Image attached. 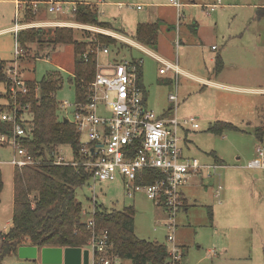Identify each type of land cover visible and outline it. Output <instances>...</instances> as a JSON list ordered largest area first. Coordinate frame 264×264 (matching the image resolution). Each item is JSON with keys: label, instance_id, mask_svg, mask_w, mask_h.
<instances>
[{"label": "rangeland", "instance_id": "obj_1", "mask_svg": "<svg viewBox=\"0 0 264 264\" xmlns=\"http://www.w3.org/2000/svg\"><path fill=\"white\" fill-rule=\"evenodd\" d=\"M61 1L92 3L100 10L99 18L111 22V30L126 37L131 36L130 31H135L137 22L147 20L146 18L155 19L156 15H160L177 22L179 16L169 0ZM257 1L264 0H220L222 6L209 15L200 6L182 8V11L186 9L184 18L193 17L199 24V32L192 35V42H183L178 48L175 40L179 36L175 29L169 32L160 29L158 47H147L155 52L158 50L172 60L179 56L181 66H187L188 58L196 60L195 64L198 65L209 55L220 54L228 63L220 80L233 86H241V89L206 85L187 77H181L175 89V80L169 78V73L160 74V64L150 52L131 42L124 46L118 39L115 44H105L112 49L109 55L100 52L97 56L100 65L120 60L123 55L125 59L141 58L142 81L148 108L161 114L169 108L174 110L176 104L178 117H197L198 128L184 127L185 154L196 156L202 162L219 165L216 175L209 179L194 175V183L185 187L188 208L186 211L182 208L176 212L173 229L165 224L167 216L162 212V207L144 192H135L129 196L121 180L97 181L95 191L92 190V181H88L76 190L78 200L88 212L92 208L93 198L96 206L102 209L122 210L132 206L135 210V234L139 238L157 241L168 249L170 244L167 234L173 233L176 244L184 254L180 264H264V174L259 169L245 166L255 157L258 139L254 130L258 126H264V9L254 7L253 4ZM138 5L140 8L137 9ZM25 8L26 4L22 14ZM258 10L261 11L257 12ZM14 15L15 0H0V60L4 61V67L16 62L23 77L35 80H40L49 72L58 71L63 82L56 91V100H67L73 105L76 101L75 87L70 82L74 66L73 45L39 44L35 41L29 44L22 56L15 57L14 34L6 29L14 25ZM29 21L77 23L71 13L48 11L36 13ZM121 23L128 32L120 30ZM72 31L73 37L78 40L86 38L87 32L94 34L76 28H72ZM211 44L216 45L215 51L211 50ZM116 48L118 53H115ZM86 49H89V45ZM222 70L223 68L220 72ZM244 87L246 88L242 89ZM176 90L177 100L172 102L168 99V94L176 93ZM4 92V85L0 83V109H5L7 105V95ZM72 112L73 106L68 107L62 117L70 120ZM214 120L231 122L237 129L214 134L208 130ZM87 140L86 133H82L80 141ZM210 152L215 153L217 160L208 154ZM13 153L11 146L0 145L3 180L0 194V233L8 230L12 219L15 167L10 161ZM60 154L65 159L73 157L68 145H62ZM218 183L222 185L219 197L215 195ZM88 216L83 215V219L87 220ZM2 262L40 264L39 260L23 259L18 254L8 255ZM121 264L134 263L126 258Z\"/></svg>", "mask_w": 264, "mask_h": 264}, {"label": "built area", "instance_id": "obj_2", "mask_svg": "<svg viewBox=\"0 0 264 264\" xmlns=\"http://www.w3.org/2000/svg\"><path fill=\"white\" fill-rule=\"evenodd\" d=\"M169 2L180 7L179 0ZM24 4L30 5L37 12L41 4L46 6L48 12L73 13L76 12L77 2L61 0H16L14 25L10 31L15 39V57L22 56L24 49L19 45L17 32L19 29L36 26H65L82 31L102 33L112 36L125 43L131 42L139 47L134 40L109 29L85 23L68 22H39L22 23L21 11ZM220 0L205 5V12L214 11ZM140 8V6H137ZM98 15L101 14L97 10ZM179 17L182 14L179 13ZM129 44V43H127ZM178 44V39L176 41ZM141 48V47H139ZM214 48V47H213ZM109 55L112 51L107 45L100 44L96 39L89 49L82 54L95 56L96 72L89 83L86 98L77 100L71 105L67 100L57 102L58 110L62 113L73 106L70 121L76 126L80 136L86 133L87 142H80V159H65L60 153L59 146L52 153V157L45 155L46 159H53L56 164H81L90 175L92 190L95 191L97 181H115L120 179L125 192L132 196L135 192H144L146 196L162 207L167 216L165 224L173 229V218L183 201L181 188L191 175L211 177L216 175L219 165L202 162L196 156H189L184 151V127L194 129L199 127L198 119L194 116L178 117L177 105L172 114H157L149 109L143 101V87L138 81V69L142 65L141 58L108 61L104 65L98 63L99 53ZM115 53H118L116 51ZM168 69L177 72V65L164 63L159 69L162 73ZM5 81L3 82L6 98V108L0 109V120L10 123L12 135H0V145L11 146L14 150L11 164L14 167L37 166L43 157H34L21 143L28 136V104L18 102V96L25 95L28 90L26 79L18 71L16 62L4 68ZM2 97V96H1ZM0 97V98H1ZM168 98L176 102V93H170ZM255 157L247 162V168L259 169L264 174V137L257 140ZM155 170L158 175H155ZM222 185L218 183L215 191L220 196ZM93 198L90 212L82 209V215H89L87 226L90 237L87 243L89 252L88 264H121L119 255L112 251L106 230H95L93 214L95 211ZM170 244L168 248V261L166 264H180L183 252L176 244L173 233L167 234Z\"/></svg>", "mask_w": 264, "mask_h": 264}, {"label": "trees", "instance_id": "obj_3", "mask_svg": "<svg viewBox=\"0 0 264 264\" xmlns=\"http://www.w3.org/2000/svg\"><path fill=\"white\" fill-rule=\"evenodd\" d=\"M97 8L92 3L77 2L73 17L76 22L99 26L111 30V24L101 20ZM34 12L30 5L21 16V22L32 20ZM159 24L157 22L137 24L132 38L146 46L154 48L157 44ZM112 31V30H111ZM81 40L73 37L71 27L36 26L19 29L17 40L26 51L33 42L57 44H72L74 49L73 76L70 82L74 84L77 100H84L89 83L96 72L95 56L83 53L86 47L95 42L100 44H115L117 39L102 33H88ZM123 41H120L121 44ZM117 49V48H116ZM4 61L0 60V83L5 81ZM220 55L215 58V70L223 68ZM142 77L141 67L138 69V81ZM63 79L58 71L47 73L40 80H26L28 86L25 95L18 96V102L28 104V136L21 143L34 157H43L37 166L15 167L13 171V207L12 219L8 230L0 233V264L4 257L17 255L20 246L42 247H75L87 248L90 229L83 219L82 202L78 200L76 190L90 180V175L81 164H56L52 153L59 146L68 145L73 152L72 159L79 160L81 147L80 134L76 126L63 118L58 110L56 91L62 86ZM146 92L143 88V101ZM171 109L167 110L164 115ZM227 129H237L228 121L214 120L208 130L221 134ZM12 135V126L0 120V135ZM257 139L264 137V126L254 130ZM4 146V145H3ZM6 146V145H5ZM48 154L52 158L46 159ZM217 160L214 152L208 153ZM155 177L158 172L155 170ZM3 188L0 170V194ZM135 210L132 206L122 210H107L96 206L93 214L95 230H106L112 251L120 259H130L134 264H166L168 261L167 247L157 241L139 238L135 234ZM36 261V260H32ZM25 264V263H20Z\"/></svg>", "mask_w": 264, "mask_h": 264}, {"label": "crops", "instance_id": "obj_4", "mask_svg": "<svg viewBox=\"0 0 264 264\" xmlns=\"http://www.w3.org/2000/svg\"><path fill=\"white\" fill-rule=\"evenodd\" d=\"M216 1L217 0H179V2H180V7L179 8H177L176 6H174V5H172L170 3L172 6H174L176 8L177 14L178 13L182 14V18L178 16L177 22H174V21H172L170 19H166V18H164V17H162L160 15H156L157 17L156 18L154 17L155 19L146 18L147 20H142L140 22H137L136 25H135V28H136L137 24H139V23L157 22L159 24L158 33H159L160 29H164L167 32H169L170 30L175 29L176 34L179 36V38L178 37L176 38L175 43H176V41L178 39V44L177 45H178V48H179V45L181 43H183V42L187 43V44L192 42V40H193V36L192 35H197L198 32H199L198 31L199 24L196 21V19L193 18V17L191 19L184 18L183 17V13H184V11L186 9H184V11H182V8H190V7L192 8V7H196V6H200V7L204 8L206 4L212 3V2H216ZM15 2H16V0H15ZM86 3H89V2H86ZM253 5H254V7H257L259 9H261V8L264 9V1L263 2L257 1ZM221 6H222V4L220 3L217 8H219ZM136 8H137V6H136ZM46 11H47L46 10V6L44 4H41L38 7V9H37V13L38 12H43L44 13ZM259 11H261V10H258L257 12H259ZM204 13H206L205 12V8H204ZM209 14H207V15H209ZM21 16H22V11H21ZM104 21H106V20H104ZM107 22H109V21H107ZM109 23L111 24V22H109ZM121 25L122 26L120 27V30L128 32L126 30V28L123 26V23H121ZM12 26H10V27H12ZM10 27H8L6 29H10ZM113 32H115V31H113ZM115 33H118V32H115ZM129 33L131 34V36L128 37V38H131L132 40H134L132 38L134 32L130 31ZM222 37H223L222 38V40H223L224 36L222 35ZM200 41L203 43V40L200 39ZM134 42H136V41L134 40ZM136 43L138 44L139 47L147 50L148 52H150L154 56L153 58L156 60V62H158L160 64L159 69L164 67V63H170V64H176L177 65V70H178L177 72H175L173 69H168L167 71H164V72L160 73V74H168V73L170 74L169 78L175 80V89L177 88V84L181 80V77L192 78L195 81L205 83L206 85H214V86H219V87H222V88H239V89H241V86H233L231 84H228L227 82H223L222 80H220L219 77L222 76L223 71L227 67V64H228V63H226L225 59L222 57L223 60H224L223 70L221 72L215 70V58H216V56H218L220 54H216L215 56L211 54L207 58L202 59L203 63L200 62L198 65L195 64L196 60L191 61V58L190 59L188 58L186 60V65L187 66H181L180 63H179V56L178 57L176 56L175 60H172V59H169V57H166L165 55H162L161 53H159L158 50H157L158 48L156 49L157 51L155 52V50L154 51L150 50L146 46H144V45H142V44H140L138 42H136ZM157 43H158V35H157ZM123 45L127 46V44L125 42L123 43ZM156 47H158V44H156ZM210 48L213 51H215L217 49L215 44H211ZM111 51H112V49H111ZM116 51L119 52L118 49H115V52ZM234 66H236V65H234ZM236 68H237V66H236ZM238 69L239 68H237V70ZM141 70H142V67H141ZM24 73L25 72H24V67H23V74ZM24 78L26 80H32L31 78H26L25 76H24ZM140 82H141V86L144 88V92H145V86L143 84L142 77L140 79ZM245 88L246 87H244L242 89H245ZM171 93H173V92H171ZM176 95H177V90H176ZM145 105L148 107L147 99L145 100ZM177 108H178V106H177ZM177 108H176V114H177V111H178ZM172 112H173V109L171 111H169L167 114L168 115L172 114ZM164 113H161V114L164 115ZM179 117H182V116H179ZM184 151H185V142H184ZM194 177H195L194 175H191L187 179V181L183 184V186L181 188V198H182V201H183V205H182L181 209L183 208L185 211L188 208V201H187L186 194H185V187H189V186H191L194 183V182H192ZM255 177H257V174H255ZM203 178L209 179L211 177H207V176L203 175ZM118 180H120V179H118ZM205 186H206L205 188H207L206 183H205ZM162 212H164L163 208H162ZM183 257H184V254H183ZM182 260H183V258H182Z\"/></svg>", "mask_w": 264, "mask_h": 264}, {"label": "water", "instance_id": "obj_5", "mask_svg": "<svg viewBox=\"0 0 264 264\" xmlns=\"http://www.w3.org/2000/svg\"><path fill=\"white\" fill-rule=\"evenodd\" d=\"M17 254L20 258L39 260L40 264H88V249L75 247L20 246Z\"/></svg>", "mask_w": 264, "mask_h": 264}]
</instances>
